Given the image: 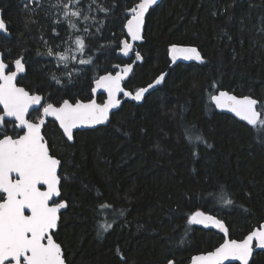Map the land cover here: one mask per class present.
Returning a JSON list of instances; mask_svg holds the SVG:
<instances>
[{"label": "trees", "instance_id": "obj_1", "mask_svg": "<svg viewBox=\"0 0 264 264\" xmlns=\"http://www.w3.org/2000/svg\"><path fill=\"white\" fill-rule=\"evenodd\" d=\"M54 2L0 0L10 33L0 35V51L10 65L25 57L18 84H32L46 102L88 101L99 76L130 63L116 52L125 38V12L139 0H98L110 13L89 12L96 20L79 26L87 32L73 34L66 24H53L60 15L49 6ZM81 6L95 7L91 0H81ZM146 18L144 42L137 46L143 62L124 88L135 92L167 72L164 83L138 106L124 102L107 126L76 132L73 144L53 122L42 133L62 162L61 199L68 207L54 239L67 264H188L224 239L215 230L188 225L191 212L221 219L235 240L264 221V143L258 142L264 134L217 113L211 103L214 93L226 90L264 105V0H162ZM76 35L86 43L80 59L92 63L69 60L65 66L47 55L49 48L75 50ZM172 44L196 47L204 62L168 68ZM189 125L213 147L189 144L184 135ZM224 193L232 206L221 205ZM105 203L113 206L107 217L98 210ZM105 218L112 228L98 236V222ZM250 264H264V253L257 252Z\"/></svg>", "mask_w": 264, "mask_h": 264}, {"label": "snow or ice", "instance_id": "obj_2", "mask_svg": "<svg viewBox=\"0 0 264 264\" xmlns=\"http://www.w3.org/2000/svg\"><path fill=\"white\" fill-rule=\"evenodd\" d=\"M40 2L41 0H27L28 4L39 5ZM157 2L158 0H139L128 10L131 18L127 20L125 28L132 41L142 39L141 29L145 22V14ZM91 5L95 7L89 6L86 9L81 6V0H55L49 6L59 9L60 15L53 20V24H66L70 34L87 32V27L81 29L79 26L89 20H96V17L90 16L89 12L109 14L111 11L100 5L98 0H91ZM53 32H56L55 28ZM0 33L10 34L2 16H0ZM72 43L75 45V53H84L86 43L83 35H76ZM121 43L120 52L124 56H129L133 51V45L127 41ZM47 55H55L65 66L69 60L77 59L70 48L55 53L49 48ZM169 55L173 63L178 59L204 62L201 53L192 46L172 44L169 47ZM135 60H142L139 52L136 53ZM26 63L23 55L12 61L11 65L0 58V109H2L0 111V264H66L62 246L54 239V234L61 221V210L66 209L68 203L58 199L61 197L62 189L59 171L62 162L51 154L45 135L42 134L47 118L53 117L63 130L67 141H72L74 129L101 125L109 121L110 110L121 104L117 98L119 93L140 102L145 99L149 89L164 82L166 74H161L152 84L133 93L125 91L121 86V82L133 70L132 64H126L122 68L116 65L115 67L121 70L115 75L109 72L94 81L93 93L98 89H103L107 93L108 98L103 104H98L94 99L87 103L80 100L72 103L69 99H64L57 106L46 102L48 97L37 94L32 84L18 86V77L23 79L20 74L26 72ZM79 63L86 65L92 61L80 59ZM13 65L15 70H12ZM52 79L57 84L60 83L55 75ZM211 101L217 109H227L241 121H245L258 136L264 134V105L259 104L255 98L237 97L226 91H219L217 95L211 96ZM30 109L40 112L35 121L27 118ZM9 126L11 131L16 133L15 136L8 134ZM17 130L23 134H19ZM184 135L186 141L193 146L204 143L208 148L213 147L206 142L195 125L187 126ZM258 142L264 143V140ZM197 154L193 152L194 156ZM219 201L225 207L234 204L227 193L220 195ZM98 210L107 217L108 213L113 211V206L105 203L99 205ZM118 214L123 215V211ZM187 224L216 228L225 236L228 235V228L221 219L199 209L187 215ZM111 228L112 222L105 218L98 222L97 235L102 236ZM254 248L264 249V224L254 228L242 240L224 239L214 251L193 256L191 264H225V261L249 264ZM117 254L120 255L119 248ZM168 264L174 262L169 260Z\"/></svg>", "mask_w": 264, "mask_h": 264}, {"label": "water", "instance_id": "obj_3", "mask_svg": "<svg viewBox=\"0 0 264 264\" xmlns=\"http://www.w3.org/2000/svg\"><path fill=\"white\" fill-rule=\"evenodd\" d=\"M161 2H162V0H158L157 4L153 5V6L149 9V11L145 14V22H144V24L142 25V29H141V35H142V39H141V40H138V41H132V40H131V37H130V36L128 35V33H127V29L124 27V30H123V31L125 32V38H124L122 41H127V42L131 43V44L133 45V51L129 54V56H124L123 53L120 52V50H119V49L122 47V43H120V46H119V49H118L117 52H116V55H117L119 58H121L122 60L130 61V63H125V64H123V65H120L121 68H122L124 65H126V64H132V66H133V70H134V68L136 67V65L142 64V62H143V58H142V60H140V61H136V60H135V55H136L137 52H139L137 46L143 44V42H144V32H145L146 19H147L146 17L148 16L149 12H150L151 10L155 9V8L159 5V3H161ZM125 15L127 16V18H126L127 20L131 18V14H130L129 11H126V12H125ZM0 16L3 17V13H2V11H1V9H0ZM126 23H127V21H126ZM125 25H126V24H125ZM0 35H1V36H4V37H6V38H10L9 34H8V35H5L4 33H0ZM122 41H121V42H122ZM178 46H182V45H178ZM192 47H194V46H192ZM198 51H199V50H198ZM139 53H140V52H139ZM140 55H141V54H140ZM141 57H142V56H141ZM0 58L3 59V53H2L1 51H0ZM3 60H4V59H3ZM13 61H14V60H13ZM169 61H170V65H169L168 67H169L170 69L174 68V66H176V65H178V64H191V63L197 62V61H184V60H182V59H178L175 63H173V61H172L170 55H169ZM115 66H116V65H115ZM115 66L112 68V69H113V72H110V73H112L113 75H115V73H116L117 71H120V70H121V68H117V67H115ZM13 70H15V69H14V65H13ZM133 70H132V71L128 74V76L125 77V79L121 82V86H122L123 88H124V83L126 82V80H128V79L130 78V76L132 75ZM163 74H166V76H165V78H166V77H167V72H165V73H163ZM20 75L23 76V75H25V73L20 74ZM104 75H105V74H104ZM18 78H19V77H18ZM154 81H155V79H154ZM164 81H165V80H164ZM163 83H164V82H162V84H163ZM151 84H152V83H151ZM162 84H160V85H162ZM160 85L155 86L153 89H149V92L145 94V98H146V97H147L152 91H154L156 87H158V86H160ZM147 86H148V85H147ZM147 86H145V87H147ZM93 87H95V83H94V82H93ZM124 89H125V88H124ZM125 91H128V90L125 89ZM219 91H226V90H219ZM219 91H217V92L214 93L213 95H217V94L219 93ZM129 92H131V91H129ZM226 92H228L229 94L235 95V94L232 93V92H229V91H226ZM133 93H134V92H133ZM91 95H92V98H91L90 100H93V99H94L98 104H103V103L107 100V98H108V97H107V93H106L103 89H98L96 93H93V92H92ZM98 96H103V100H102L101 102H98ZM236 96H237V95H236ZM237 97H241V96H237ZM117 98L121 101V104H120L117 108L110 110V118H111V116H112L113 113L117 112V111L121 108V106H122V104H123L124 102H126V101H127V102H132V103H135V104L138 106L139 104H142L143 101H144V99H143L142 101H140V102L133 101V100H131L129 97H125V96L123 95V93H119V94L117 95ZM90 100H88V101H84V102L87 103V102H89ZM74 103H75V102H74ZM211 103L213 104V106H214V108H215V110H216L217 113L224 114V115H229V116H231L232 118H234L236 121H238V122L244 124L245 126H247V127H249V128H252L251 126H248L247 123H246L245 121H241L238 117H236L233 113L229 112L227 109H217V108L215 107V104H214L212 101H211ZM34 107H39V106H34ZM1 111H2V110H1ZM31 112H32V110L30 109V113H31ZM28 116H29V115H28ZM27 118H28V117H27ZM9 119H10V118H9ZM48 121L53 122V123H55V124L57 125L59 131L61 132L60 134H62L64 140L67 141V138H66V136L63 134V130L59 127L58 122L55 121L53 117H48L47 120H46V124H45V126L47 125ZM109 121H110V119H109ZM109 121L106 122L105 124L95 125V126H92V127H80V128L74 129L73 131H74V134H75L76 132H82V131H87V130H88V131H89V130H95V129L99 128V127H105V126H107L108 123H109ZM45 126H44V128H45ZM44 128L42 129V133L44 132ZM67 142H68L69 144H73V143H74V139H73L72 141H67ZM58 199H61V197L58 198ZM63 211H65V209L61 210V213H62ZM261 224H264V221H263ZM197 226H198L199 228H203V229H205V230H215L216 232H218L219 234H221L222 236H224V239H226V238H227V239H230L228 236H225L224 233L220 232L219 229L212 228V227L205 228L203 225H197ZM56 232H57V231H56ZM249 233H250V232H249ZM244 237H245V236H244ZM224 239H223V242H224ZM241 240H242V239H241ZM238 241H239V240H238ZM223 242H222V243H223ZM222 243H221V244H222ZM254 244H255V242H254ZM212 251H214V250H212ZM210 252H211V251H210ZM257 252L264 253V249H256V248H254V253H253V256L250 258V262H249V264L252 262V260H253V258H254V255H255ZM207 253H209V252H206V253H200V254H196V255H203V254H207ZM196 255H194V256H196ZM192 257H193V256H192ZM192 257L190 258L188 264H191ZM66 264H67V263H66ZM225 264H239V261H225Z\"/></svg>", "mask_w": 264, "mask_h": 264}, {"label": "flooded vegetation", "instance_id": "obj_4", "mask_svg": "<svg viewBox=\"0 0 264 264\" xmlns=\"http://www.w3.org/2000/svg\"><path fill=\"white\" fill-rule=\"evenodd\" d=\"M12 70H13V66H12ZM24 76V75H23ZM20 78V77H19ZM19 78H18V82H19ZM18 86H20L19 84H18ZM41 95V94H40ZM42 108H40V111H42L41 110ZM2 109H0V111H1ZM34 112H36V111H32L30 114H29V116H28V118L29 119H31V120H33V121H35L33 118H32V114L34 113ZM57 126V125H56ZM58 128V127H57ZM18 132H19V130H17ZM8 134H10V135H13V136H15L16 135V133H14V132H12L11 131V127L9 126V128H8ZM19 134H23L22 132H19Z\"/></svg>", "mask_w": 264, "mask_h": 264}, {"label": "rangeland", "instance_id": "obj_5", "mask_svg": "<svg viewBox=\"0 0 264 264\" xmlns=\"http://www.w3.org/2000/svg\"><path fill=\"white\" fill-rule=\"evenodd\" d=\"M72 52H73V54H75L76 55V57H77V59H76V61H78L79 62V60H80V53H75V50H72ZM57 59V58H56ZM75 61V60H74ZM72 62H73V60H72ZM79 64V63H78Z\"/></svg>", "mask_w": 264, "mask_h": 264}, {"label": "bare ground", "instance_id": "obj_6", "mask_svg": "<svg viewBox=\"0 0 264 264\" xmlns=\"http://www.w3.org/2000/svg\"><path fill=\"white\" fill-rule=\"evenodd\" d=\"M159 6V5H158ZM154 10V9H153ZM120 44V43H119ZM169 68V67H168ZM213 105V104H212ZM42 110V109H41ZM247 235V234H246Z\"/></svg>", "mask_w": 264, "mask_h": 264}]
</instances>
